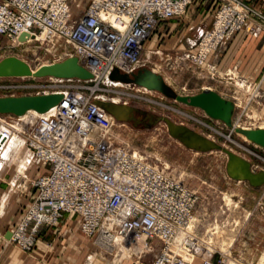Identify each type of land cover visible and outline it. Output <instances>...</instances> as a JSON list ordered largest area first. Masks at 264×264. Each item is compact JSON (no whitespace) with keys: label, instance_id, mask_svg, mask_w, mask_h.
I'll use <instances>...</instances> for the list:
<instances>
[{"label":"built area","instance_id":"built-area-1","mask_svg":"<svg viewBox=\"0 0 264 264\" xmlns=\"http://www.w3.org/2000/svg\"><path fill=\"white\" fill-rule=\"evenodd\" d=\"M70 1L0 0L1 37L13 45L52 49L51 62L41 64L77 57L93 75L89 80L37 79L45 85L36 95L61 94L57 105L44 113L0 114V151L8 147L9 136L19 140L15 154L22 169L11 187L30 200L8 242L30 251L46 228L69 215L77 218L79 232L95 253L115 255L126 248L133 264H214L213 257L220 255L218 264H223L227 258L222 250L233 244L228 233L219 231L230 221L224 216L227 205L221 204L215 214L208 206L200 210L197 192L167 166L115 141L114 119L98 105L153 93L111 81L109 73L146 67L150 55L160 54L147 46L157 28L182 18L197 0H87L85 7L80 0ZM218 1L211 25L178 45L184 59L206 63L243 30L249 14L262 18L243 0ZM24 32L27 38L20 40ZM15 227L22 231L21 240L15 239ZM107 240L110 247L103 246Z\"/></svg>","mask_w":264,"mask_h":264},{"label":"rangeland","instance_id":"rangeland-1","mask_svg":"<svg viewBox=\"0 0 264 264\" xmlns=\"http://www.w3.org/2000/svg\"><path fill=\"white\" fill-rule=\"evenodd\" d=\"M75 1L77 0H71L70 4L73 5ZM80 1L82 7L87 5V0ZM243 2L262 18L249 14L250 19L241 31L251 37H258L264 33V11L247 0ZM213 3L215 6L212 7ZM194 4L199 11H209L211 8L213 13L219 1L198 0ZM176 23L182 37L173 33L168 36L167 42L162 39L157 46L154 45V49H160V54L150 55L146 67L160 74L179 96L189 98L212 92L219 103H222L221 107L219 105L209 113L200 106L171 100L153 92L147 94L145 99L117 103L127 105L130 111L126 119H114L112 135L116 142L127 144L147 157L151 163L167 166L187 187L197 192L202 201L200 210L203 211L208 206L209 209L215 208V214L221 204L227 205L224 216L228 215L230 221L226 229L219 231L228 233L230 238L237 235V238L231 245L227 262L224 260L223 264H264V180L254 184L246 178L232 176L228 170L231 158L235 157L246 165L250 174L264 175V145L250 140L242 132L264 131V68L259 78H245L235 70L223 73L215 68L211 72L209 68L214 65L207 61L196 64L184 59L183 51L177 50V47L192 25L187 13L176 20ZM166 26L167 21L157 28L151 38L161 35L160 28H167ZM241 31L236 32L225 47ZM175 35L179 37L177 41ZM175 42L177 44L173 47ZM166 46L168 50H164ZM46 49L50 48L38 47L37 44L13 45L10 40L0 36V60L14 56L36 68L43 61L51 62L53 51L50 49L48 53ZM165 54L169 59H165ZM26 83L34 87L7 88ZM42 85H45L42 80L32 78H0V97L36 95L43 89ZM171 124L196 134L208 145H188L181 136L171 132ZM16 157L13 150L5 157L0 154V240L3 239L4 230H11L16 216L21 214V209L26 208L30 201L27 196L11 187L10 178L19 164ZM234 205L238 208L233 209ZM231 220L237 224L235 228ZM60 227L59 223L58 228ZM53 229L46 228L47 232H42L30 251L21 250L10 242L0 243V264H49L44 259L48 256L45 254V246H51L54 241L51 239ZM35 250L39 251L43 261L36 262ZM61 254L55 255L53 263L63 264ZM219 257L220 255L213 257L214 264L219 263ZM132 262L133 256L123 257L119 252L104 255L95 253V247H92L82 264H133Z\"/></svg>","mask_w":264,"mask_h":264},{"label":"water","instance_id":"water-1","mask_svg":"<svg viewBox=\"0 0 264 264\" xmlns=\"http://www.w3.org/2000/svg\"><path fill=\"white\" fill-rule=\"evenodd\" d=\"M31 77L35 79L56 78V79H79L89 80L93 78L92 73L83 67L77 57H68L63 60L41 64L34 68L25 61L9 56L0 60V78H23ZM109 79L114 82L123 84H133L142 87L148 91L156 92L162 96L177 100L182 103H188L200 106L206 109L209 113L217 109L222 103H219L218 98L212 92H204L197 97H181L179 96L164 80V78L150 68L142 67L135 72L123 73L118 69H113L109 73ZM62 99L61 94H47V95H24V96H5L0 97V114L22 116L27 112L44 113L50 108L57 105ZM112 103H101L98 105L110 115L113 119L124 120L117 118L108 107ZM188 131L184 128H180ZM250 140L264 145V131H242ZM234 158V157H232ZM247 168V167H246ZM249 173V172H248ZM259 176V175H256ZM235 177V176H234ZM239 178V177H236ZM246 178V177H245ZM244 179V178H240ZM250 182H253L249 178ZM264 180V179H263ZM262 180V181H263ZM11 232L8 231L5 238L9 240Z\"/></svg>","mask_w":264,"mask_h":264},{"label":"crops","instance_id":"crops-1","mask_svg":"<svg viewBox=\"0 0 264 264\" xmlns=\"http://www.w3.org/2000/svg\"><path fill=\"white\" fill-rule=\"evenodd\" d=\"M198 1V0H197ZM257 8H261L264 11V0H247ZM215 6V3L212 4ZM195 4L188 7L186 13L188 15V20H190L192 28L188 30V33L182 38V41L185 37L196 38L198 31L202 28H208L212 22L211 8L209 11H199L195 8ZM178 19H171L167 21V28H160L158 37L154 36L148 42L147 46L153 48L157 46L159 42H167V38L170 34L177 33L182 37V33L178 31V25L176 23ZM162 31L164 33H162ZM177 35L174 36L176 38ZM178 36L175 41L178 40ZM181 39V38H180ZM177 42H175L176 46ZM166 46V49L168 50ZM264 33L258 35V37H251L244 31H241L236 34V36L230 41L227 47L217 52H214L209 55L207 62L214 65V67L220 72H230L235 70L237 74L245 78H259L262 70L264 68ZM75 216L64 215L58 223L53 226L51 232V239H54L51 246L46 247V262L52 264L55 260V255L63 254L62 262L63 264H82V261L85 259L86 255H89L90 250L92 249V244L89 239L84 237L78 230V222ZM61 224V227L58 228V224ZM52 227L47 228L50 229ZM47 230L44 232L46 233ZM10 230H4L3 239L5 238L6 233ZM43 232V233H44ZM237 235L235 236V238ZM61 238V241H59ZM1 239L0 243L4 244L5 241ZM231 243V240H229ZM41 244V243H40ZM43 245V244H41ZM2 246V245H0ZM60 246V247H59ZM38 250L34 251V257H36V262L41 260L43 261L38 253ZM61 254V255H62ZM50 259V260H49ZM261 262V259H260ZM53 264H59L53 263ZM194 264H200L198 260Z\"/></svg>","mask_w":264,"mask_h":264},{"label":"bare ground","instance_id":"bare-ground-1","mask_svg":"<svg viewBox=\"0 0 264 264\" xmlns=\"http://www.w3.org/2000/svg\"><path fill=\"white\" fill-rule=\"evenodd\" d=\"M25 38H27V33L24 32V33L21 34L19 39L20 40H24ZM108 109L119 119H126L127 116H128V113L130 111V108L127 105H125V104H116V103H112L108 107ZM170 127H171L170 130H171V132L173 134L181 136L182 139L184 140V142H186L190 146L205 147L206 145H208V143H206V141L201 139L196 134H193V133H191L189 131H184V130L180 129V127L172 125V124H171ZM2 131H4V130H2ZM0 135H2V132L0 133ZM227 138H229V137H227ZM8 139H9L8 147L6 149H4L3 151H0V154L4 155V157L8 156V153H10V151H12V150L15 152L16 151L15 147L17 146V143L19 142V140L17 139V137L15 135L9 136ZM21 169H22V166H18L17 167V171H16V169H14V173L12 174V176L10 178L11 182H14V178L17 175L18 170L20 171ZM228 170H229V173L232 176L239 177V178H245L246 177V178H249L253 182H256V181L259 182V181H262L264 179V175L256 176V175H252V174L248 173L246 165H244L241 161H239L235 157L231 158V160L229 162ZM11 184L13 185V183H11ZM21 212H23V209H21ZM19 217H20V214L18 216H16V219H15V222H14V226H15L16 223L20 222L19 221L20 220ZM78 225H79V221H78ZM16 228L17 227H15L14 229H16ZM14 232L17 233V234L15 233V239H20L21 240L22 236H23L22 231L20 229H16V231H14ZM235 239H236L235 236H233V238H229V240H231V241L232 240L234 241ZM5 243L9 244V242L6 241V240H5ZM103 244H104L103 245L104 247H110L111 243L109 242V240H107V241H104ZM230 248L231 247L229 246V247H227V249L225 251L222 250V254H223L224 257L226 256V258H227L229 256ZM119 253H121V256H123V257H131V256H129L128 249H126V248H122L121 252H119ZM199 261L201 263V260H199Z\"/></svg>","mask_w":264,"mask_h":264}]
</instances>
